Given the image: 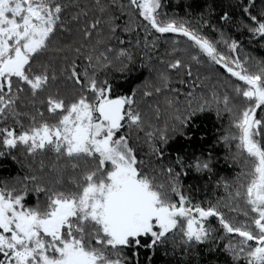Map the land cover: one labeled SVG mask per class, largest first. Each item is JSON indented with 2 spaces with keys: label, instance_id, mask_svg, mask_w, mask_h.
Wrapping results in <instances>:
<instances>
[{
  "label": "snow or ice",
  "instance_id": "snow-or-ice-1",
  "mask_svg": "<svg viewBox=\"0 0 264 264\" xmlns=\"http://www.w3.org/2000/svg\"><path fill=\"white\" fill-rule=\"evenodd\" d=\"M257 48L264 0L219 15L169 0H0V160L23 169L0 178V264H142V251L146 264L158 252L201 264L202 251L264 264ZM208 114L230 178L213 179L212 152L168 154ZM190 172L211 197L193 195Z\"/></svg>",
  "mask_w": 264,
  "mask_h": 264
},
{
  "label": "trees",
  "instance_id": "trees-1",
  "mask_svg": "<svg viewBox=\"0 0 264 264\" xmlns=\"http://www.w3.org/2000/svg\"><path fill=\"white\" fill-rule=\"evenodd\" d=\"M185 2L192 3L195 5V14L200 12H207L208 6H212L215 9L216 15L225 10L229 0H179L177 4L176 0H169V9L181 11V7ZM215 22V21H214ZM251 50V49H250ZM254 54L262 55L264 51L259 48L254 49ZM148 77V71L146 69H141L139 71L133 72L130 76L131 81L142 82L139 77ZM221 122L215 119V116L208 114L203 117L197 118L193 127L189 130L188 135L191 136V140H187L184 137H177L173 140L168 148V154L170 157H175L177 153L191 157L195 156H206L208 152H212L213 158L215 160V180L218 177H232L235 174L236 168L229 162L225 161V149L222 145L217 143V137L221 134ZM204 137V139H201ZM140 155L150 162L155 163L154 158H150L147 155V146L142 145L140 148ZM47 162V161H46ZM23 169L20 165L15 162L8 160H0V178H13L15 176L21 175ZM185 184L192 187L193 195L199 200L206 197H211L213 185L211 182L206 181L205 178L199 177L194 173H189L187 177L184 178ZM215 195H223V191L217 190ZM142 264H146V254L142 251L140 256ZM225 257L222 253L219 254H208L206 252H201V264H223ZM180 255L177 252L175 257L171 255L165 256L161 252H158L154 257H152L153 264H179Z\"/></svg>",
  "mask_w": 264,
  "mask_h": 264
}]
</instances>
